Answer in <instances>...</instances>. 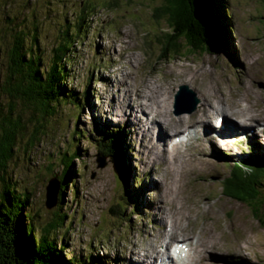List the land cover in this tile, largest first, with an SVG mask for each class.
Masks as SVG:
<instances>
[{
  "label": "rangeland",
  "instance_id": "374dc122",
  "mask_svg": "<svg viewBox=\"0 0 264 264\" xmlns=\"http://www.w3.org/2000/svg\"><path fill=\"white\" fill-rule=\"evenodd\" d=\"M112 1L0 0V22L6 16L29 19L27 27L37 23L39 55L45 63L65 28L70 25L72 32L84 18L66 67L65 88L73 92L75 98L68 100L74 105L61 104L45 122L43 142L16 151L9 170L18 192L30 193L26 211L34 216V225L43 228L55 213L66 215L55 234L64 244L62 255L66 260L92 257L87 264H143V259L148 264L147 257L162 251V243L177 239L192 240L196 249L183 264H191L211 244L222 246L211 256L238 254L217 259V264L264 263V226L249 206L223 195V180L230 177L233 165L227 153L252 160L250 167L264 166V1L221 0L231 26L226 52L165 59L153 27V9L162 0L104 6ZM185 84L200 100L202 94L207 97L205 91L216 90L221 101L213 98L202 109L200 104L195 116H176L174 96ZM141 91L157 95L149 107ZM160 108L173 118L191 120L176 131L161 123L169 136L158 153L154 143L160 128L151 109ZM233 109L247 114L234 117ZM223 112L231 117L225 134L222 128L214 131ZM205 120L214 129L194 133L178 152L172 153L168 144L164 149L175 135L193 132L188 127ZM238 121L245 122L244 127ZM114 130H121L119 153L105 156L100 151L103 134ZM213 143L221 155L212 151ZM73 151L79 156L73 161L75 174L64 190V202L59 205L58 200V207L48 210L47 186L63 171L61 155ZM162 257L163 252L154 264Z\"/></svg>",
  "mask_w": 264,
  "mask_h": 264
},
{
  "label": "trees",
  "instance_id": "16d2710c",
  "mask_svg": "<svg viewBox=\"0 0 264 264\" xmlns=\"http://www.w3.org/2000/svg\"><path fill=\"white\" fill-rule=\"evenodd\" d=\"M123 2L131 4L132 0H113L104 6ZM223 2H159L153 9L156 23L153 27L154 40L163 51L162 59L183 53L192 57L226 52L230 46L231 26ZM87 10L85 6L83 12ZM19 20L5 16L4 22H0V264H87L92 257L66 260L62 255L64 244L57 242L55 234L63 227L66 215L55 213L43 228L36 227L34 216L26 211L30 193L18 192L9 172L16 151L21 147L29 150L43 142L45 122L55 116L60 105L66 101L74 105L68 100L75 98L73 92L65 88L69 76L66 67L75 43L73 36L82 32L84 18H79L72 32L70 25L65 28L47 63L39 55L37 23L31 21L27 27L29 19ZM120 133L103 134L105 140L100 145L103 155L111 157L119 153ZM78 156L77 151L61 155L63 171L60 176H54L60 183L59 205L64 202L70 176L75 174L73 161ZM124 176L127 179V175ZM223 195L249 206L253 216L264 226L263 165L257 164L248 171L235 168L230 177L223 180ZM118 208L123 214L122 206Z\"/></svg>",
  "mask_w": 264,
  "mask_h": 264
},
{
  "label": "bare ground",
  "instance_id": "6f19581e",
  "mask_svg": "<svg viewBox=\"0 0 264 264\" xmlns=\"http://www.w3.org/2000/svg\"><path fill=\"white\" fill-rule=\"evenodd\" d=\"M195 79H196V75H193V77H192V79H190V81L191 82H193V81H195ZM161 86V85H160ZM147 87H149V86H147ZM151 88V87H150ZM148 89V88H147ZM145 90V89H144ZM214 90V89H213ZM212 90V91H213ZM144 92V91H143ZM136 93H137V91H136ZM140 93V92H139ZM149 93H151V92H149ZM138 95V94H137ZM204 94H202V95H200L201 97H202V100H200L201 101V105H202V107L200 108V109H202L204 106H205V104H208L209 102H210V100L211 99H213V98H216V99H218L219 101H221V97L219 98V95H218V92L216 91V90H214V92H211L210 90L209 91H205V95L207 96L206 98L203 96ZM140 97H141V99H142V101H145L146 102V104L148 105V107H149V105H150V103H149V101L152 99V98H155V97H157V95L155 94V92L154 91H152V93L149 95H144V93H142V91H141V95H139ZM198 96V95H197ZM166 98H168V97H166ZM157 99V98H156ZM152 100H154V99H152ZM214 101V100H213ZM213 101H212V103H213ZM152 102V101H151ZM156 102H158V101H156ZM221 104H222V102H220ZM224 103V102H223ZM152 104V103H151ZM200 104H199V106H200ZM158 105H159V103H158ZM154 106V105H153ZM157 106V105H156ZM199 106H198V108H199ZM214 106H216V105H214ZM217 107V106H216ZM241 107V106H240ZM145 108V107H144ZM147 109V108H146ZM164 109V108H163ZM199 109V110H200ZM247 109V108H246ZM155 110V109H154ZM198 110V109H197ZM196 110V111H197ZM198 110V111H199ZM218 110V109H217ZM217 110H215V112L217 111ZM234 110V109H233ZM233 110H231L232 111V116H234V117H237V118H239L238 116H237V114H240L241 116H243L244 115V112L243 111H246V114H247V110H234V112H233ZM151 111H152V113H153V115L155 116V122L157 121V122H159V135H158V140L154 143V147L156 148V150H157V152L159 153L160 152V148L162 147V145H163V140L165 139V141L168 139V136L169 135H166V132H164L163 130H162V126H160V124L161 123H164V124H166L167 126H168V128H170L171 130H173V131H176L177 129H178V126L179 125H184V123H188L191 119H184V118H179V119H177V118H173V117H171L170 116V114H168V113H165V111H163L161 108L159 109V110H157L156 112H154L152 109H151ZM195 111V112H196ZM197 111V112H198ZM192 113L193 115L192 116H195L194 114H196V113ZM221 114V113H220ZM245 114V115H246ZM222 115L224 116V117H228V120L229 119H231V117L228 115V114H226V113H222ZM212 115H210V117H211ZM244 118V117H243ZM238 120V119H237ZM237 120L235 119V122H237ZM206 122H207V120H205L203 123H201V125H204V124H206ZM240 124H242L243 125V127H244V124L243 123H245V122H241V121H238ZM246 123L248 124V125H251V124H253V123H250V122H247L246 121ZM238 124V123H237ZM154 125V124H153ZM196 125H200V124H195L194 126H196ZM254 125H256L255 123H254ZM180 127V126H179ZM186 127V126H185ZM201 127V126H200ZM248 126H246V128H247ZM184 128V127H183ZM187 128V127H186ZM208 128L210 129V130H212L213 128H212V124H209L208 125ZM147 130V129H146ZM151 131V130H150ZM263 131H264V129H263ZM151 138V137H150ZM216 138V137H215ZM149 139V138H148ZM152 140H155L153 137L151 138ZM149 143V142H148ZM222 143V142H221ZM166 145H167V142H166V144L164 145L165 146V150H166ZM226 145V144H225ZM184 145H178L177 147H175V146H171V148H170V151L172 152V153H175V152H178V150H179V148H181V147H183ZM213 146H214V148H212V151L213 152H216V151H218V149H216V146L214 145V143H213ZM149 148H150V146H149ZM219 149H221V148H219ZM177 150V151H176ZM154 151V150H153ZM156 152V151H155ZM168 155H170V154H168L167 153V156ZM176 224V223H175ZM178 225V224H177ZM173 235V234H172ZM213 242V241H212ZM216 244V243H215ZM213 244H211V245H209V246H205V245H203V246H205V248H204V251H203V253L201 252L200 254H199V257L198 258H193V260H192V262H191V264H209L208 263V261H207V259L208 258H211V259H213V261L214 262H216V260L217 259H220V258H223L224 256L225 257H233L232 255H230V253L229 252H227L226 254H228V255H224V254H221V253H223V252H220V253H218V255L217 256H211V255H214V250L215 249H219V251H221L222 249H221V247L220 248H217V247H215L214 245L212 246ZM241 249V248H240ZM225 250V249H224ZM152 251V250H151ZM200 251H202V249L200 250ZM228 251V250H227ZM241 251H242V249H241ZM226 252V251H225ZM157 255H159V254H162V251L160 250V248H159V251H157V252H155ZM217 253V252H216ZM242 253H243V251H242ZM221 254V255H220ZM238 254H235V256L233 257V258H237L238 256H237ZM143 258H145V257H143ZM147 258H151V257H147ZM146 260V259H145ZM145 260L143 259L142 260V262L141 263H143V264H147L146 262H145ZM148 264H151V263H148ZM215 264H217V262L215 263Z\"/></svg>",
  "mask_w": 264,
  "mask_h": 264
},
{
  "label": "water",
  "instance_id": "95a60500",
  "mask_svg": "<svg viewBox=\"0 0 264 264\" xmlns=\"http://www.w3.org/2000/svg\"><path fill=\"white\" fill-rule=\"evenodd\" d=\"M188 102L189 105L182 108L184 103ZM200 103L197 95L187 86L183 85L180 87L179 92L175 96V113L176 115L191 114L193 113ZM60 183L56 178L52 179L47 186L46 193V207L48 210H52L58 204Z\"/></svg>",
  "mask_w": 264,
  "mask_h": 264
}]
</instances>
